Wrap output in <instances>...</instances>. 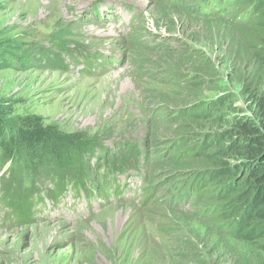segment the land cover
Masks as SVG:
<instances>
[{
  "label": "rangeland",
  "instance_id": "374dc122",
  "mask_svg": "<svg viewBox=\"0 0 264 264\" xmlns=\"http://www.w3.org/2000/svg\"><path fill=\"white\" fill-rule=\"evenodd\" d=\"M229 34L210 18L158 0H0V98L14 114L42 116L45 123L84 132L109 147L122 136L144 137L151 127L161 134L163 122L154 125L150 114L163 88L143 72L156 70L153 76L160 79L162 70L174 72L170 67L176 66L168 59L160 63L158 44L167 47L163 52L196 49L218 62ZM75 47L96 50L112 61L96 59L90 70H83L80 57L66 68L42 63L46 55ZM152 168L119 175L117 196L67 190L57 204L38 202L32 224L5 223L0 211V264L260 261L248 244L193 217L189 206L144 195L143 179Z\"/></svg>",
  "mask_w": 264,
  "mask_h": 264
},
{
  "label": "trees",
  "instance_id": "16d2710c",
  "mask_svg": "<svg viewBox=\"0 0 264 264\" xmlns=\"http://www.w3.org/2000/svg\"><path fill=\"white\" fill-rule=\"evenodd\" d=\"M158 1L230 30L223 56L217 53L215 62L196 49L171 50L175 54L158 44L160 63L168 59L176 66L170 67L174 72L162 70L160 79L153 76L156 70L143 72L162 85L150 117L154 125L163 122V131L151 127L144 137L122 136L113 147L45 123L42 116L14 114L0 98L1 220L32 224L38 202L57 204L67 190L117 196L119 175L152 166V175L143 179L144 195L174 206L188 204L193 217L248 244L260 258L232 264H264V0ZM79 57L83 70L96 59L112 61L75 47L46 55L42 63L66 68Z\"/></svg>",
  "mask_w": 264,
  "mask_h": 264
},
{
  "label": "bare ground",
  "instance_id": "6f19581e",
  "mask_svg": "<svg viewBox=\"0 0 264 264\" xmlns=\"http://www.w3.org/2000/svg\"><path fill=\"white\" fill-rule=\"evenodd\" d=\"M119 180H120V179H119ZM115 183L117 184V182H115ZM118 185H119V184H118ZM121 185H122V184H121ZM121 185H120V186H121ZM124 185H125V184H124ZM116 189H117V188H116Z\"/></svg>",
  "mask_w": 264,
  "mask_h": 264
},
{
  "label": "clouds",
  "instance_id": "9594fccd",
  "mask_svg": "<svg viewBox=\"0 0 264 264\" xmlns=\"http://www.w3.org/2000/svg\"><path fill=\"white\" fill-rule=\"evenodd\" d=\"M186 206H188V204Z\"/></svg>",
  "mask_w": 264,
  "mask_h": 264
}]
</instances>
